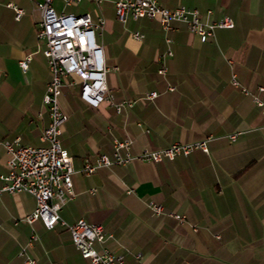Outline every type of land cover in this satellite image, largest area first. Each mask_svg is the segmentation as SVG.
I'll use <instances>...</instances> for the list:
<instances>
[{
	"label": "crops",
	"instance_id": "crops-1",
	"mask_svg": "<svg viewBox=\"0 0 264 264\" xmlns=\"http://www.w3.org/2000/svg\"><path fill=\"white\" fill-rule=\"evenodd\" d=\"M37 1L0 0V140L19 145H45L40 136L50 120ZM56 1L55 11L67 12ZM82 1L79 12H68L91 15L94 6L93 21L104 19L96 36L106 83L115 102L131 104L119 112L107 101L93 108L78 97L79 83L63 86L59 104L68 117L60 139L74 172L61 218L103 224L96 248L122 254L125 264H264V0H159L197 8L204 19L233 18V26L215 28L204 41L181 21L165 31L153 18L120 21L112 0ZM9 3L23 9L19 18ZM28 51L34 54L23 70L19 60ZM153 90L157 95L146 97ZM127 136L133 138L127 162L81 171L86 159L112 155L114 139ZM202 140L207 151L160 161L138 157L145 147ZM6 161L1 148L0 188ZM35 206L27 191L0 190V264H24V255L40 264H93L64 224L48 229L40 219H21ZM32 232L37 239L29 241Z\"/></svg>",
	"mask_w": 264,
	"mask_h": 264
},
{
	"label": "built area",
	"instance_id": "built-area-1",
	"mask_svg": "<svg viewBox=\"0 0 264 264\" xmlns=\"http://www.w3.org/2000/svg\"><path fill=\"white\" fill-rule=\"evenodd\" d=\"M64 5L79 4L82 0H62ZM98 5L103 0H93ZM53 0H40L36 2L41 15L37 37L44 40L41 48L46 57V67L50 79L44 92L43 101L47 104L49 123L43 129L40 138L46 142L45 145H22L16 141L0 140V149L3 148L7 154L8 172L2 176L5 184L0 190L9 192L27 191L36 199L34 210L21 219L32 223L40 219L46 228H52L56 223L64 224L70 232L72 241L84 258H88L93 264H125L122 254H117L110 249H97L96 242H102L105 237L106 228L101 223H89L79 218L73 223H66L60 216V208L68 198L73 195L72 178L74 172L73 157L61 144L60 134L62 125L68 114L59 104V96L65 85L72 86L79 83L78 97L93 108L99 107L103 101L112 103L117 112L124 105H130L128 101L115 102L113 94L106 83L108 71L104 61V49L98 42L96 29L104 22H94L88 12H57L52 5ZM117 19L125 21L128 17L133 19L147 17L157 19L162 28L168 31L172 28L173 21L184 22L189 32L196 34L201 41L206 40L215 28L231 27L234 25L232 17L223 16L219 19H204L197 8L185 5L175 7L164 6L159 0H112ZM15 9V17L19 18L23 9L14 3H9ZM212 13L211 9L206 11V16ZM132 35L136 38L143 37V33L134 31ZM170 54L171 51L167 50ZM34 52L28 51L19 60V66L23 70L27 68L28 62ZM165 67L161 66L158 72L163 73ZM70 78V80H66ZM233 82L237 84L233 78ZM262 88V87H260ZM245 90V88L243 89ZM157 95L155 90L146 94L153 98ZM257 102L261 103L259 99ZM237 138L233 133L231 140ZM133 142L131 136L124 139H114L112 143V155L105 152L99 153L92 159H86L81 171L93 172L98 166L112 164H124L131 155L128 151ZM200 148L207 151L204 140L172 143L165 147H145L139 154V158L151 161H160L165 158H173L176 155L188 154ZM151 208L161 212V205L150 201ZM180 221H184V215L173 213ZM37 239L35 232L30 235V240ZM24 255L25 248L19 252ZM24 264H40L35 258L24 255Z\"/></svg>",
	"mask_w": 264,
	"mask_h": 264
},
{
	"label": "rangeland",
	"instance_id": "rangeland-1",
	"mask_svg": "<svg viewBox=\"0 0 264 264\" xmlns=\"http://www.w3.org/2000/svg\"><path fill=\"white\" fill-rule=\"evenodd\" d=\"M84 1H81L79 4H70V5H65V9L67 11H75V12H79L81 10V7L84 6ZM63 3L61 1H56L54 2V5L57 6V5H62ZM83 4V5H82ZM58 7V6H57ZM92 8V17L93 18H96L95 14H96V11H95V8L94 6H91Z\"/></svg>",
	"mask_w": 264,
	"mask_h": 264
}]
</instances>
